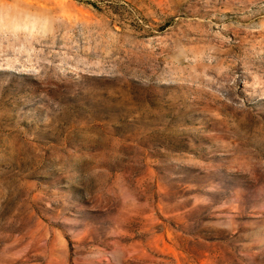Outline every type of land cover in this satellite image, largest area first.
<instances>
[{"label":"rangeland","instance_id":"rangeland-1","mask_svg":"<svg viewBox=\"0 0 264 264\" xmlns=\"http://www.w3.org/2000/svg\"><path fill=\"white\" fill-rule=\"evenodd\" d=\"M0 264H264V0H0Z\"/></svg>","mask_w":264,"mask_h":264},{"label":"bare ground","instance_id":"bare-ground-1","mask_svg":"<svg viewBox=\"0 0 264 264\" xmlns=\"http://www.w3.org/2000/svg\"><path fill=\"white\" fill-rule=\"evenodd\" d=\"M14 25V24H13ZM17 26V25H16ZM14 28H15V25H14Z\"/></svg>","mask_w":264,"mask_h":264}]
</instances>
